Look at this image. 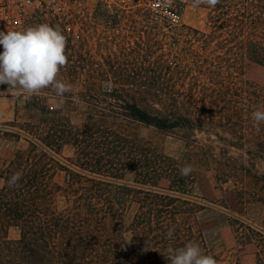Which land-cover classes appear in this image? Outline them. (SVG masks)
Here are the masks:
<instances>
[{
    "label": "trees",
    "instance_id": "16d2710c",
    "mask_svg": "<svg viewBox=\"0 0 264 264\" xmlns=\"http://www.w3.org/2000/svg\"><path fill=\"white\" fill-rule=\"evenodd\" d=\"M192 2L208 11L207 30L185 26L169 34L152 26L157 45L170 41V60L149 49L98 61L82 53V35L68 31L72 18L53 16L51 26L67 37L61 70L68 71L59 78L72 92L24 94V122L17 104L9 124L16 130L7 133L28 147L0 168V264H170L168 249L189 242L217 260L200 221L210 208L191 196L197 166L213 170L220 184L232 179L241 192L255 186L264 204V123L257 127L252 118L264 110V81L246 75L250 66L264 70V0ZM7 89L0 84V93ZM82 107L75 124L72 113ZM142 127L179 135L184 156L165 154ZM67 146L71 158L63 155ZM186 164L193 171L184 177ZM15 173L21 177L10 187ZM259 236L257 264H264Z\"/></svg>",
    "mask_w": 264,
    "mask_h": 264
},
{
    "label": "rangeland",
    "instance_id": "374dc122",
    "mask_svg": "<svg viewBox=\"0 0 264 264\" xmlns=\"http://www.w3.org/2000/svg\"><path fill=\"white\" fill-rule=\"evenodd\" d=\"M115 6L117 9L113 7L106 9L100 0H69V6L61 15L42 10H28L23 14L19 23L8 26L0 25V31L22 30L41 23L52 25L53 16L65 14L74 21V24L69 25L68 31L76 38L82 35L86 41L83 44L85 52L82 53L88 54L87 51L89 55L103 62L108 58L124 60L128 57L145 56L149 49L153 52L152 57L173 59L174 52L170 50V41L166 40L164 44L157 45L151 33L158 29H153L152 26H158L159 29L169 34L172 30H179L185 26L202 31L209 28L208 11L199 4L193 3L192 0L183 9V22L180 26H169L134 0H127ZM75 10L78 11L77 14L71 16L70 12ZM106 10L112 12L107 14ZM7 15L0 13V22L1 16ZM145 17L150 22L147 23ZM68 55L75 56L76 53L70 50ZM67 71L63 69L60 72ZM246 75L256 83L264 81L262 68L250 66ZM3 95L4 97H0V110H4L5 116L8 114L9 117L0 121L1 169L9 164L17 150L28 147L25 138L18 141L7 133L16 130L9 124L16 117L17 104L21 110L19 122H24L26 117L23 106L26 97L24 93L17 95L11 90L1 92L0 96ZM51 104L57 105V101L51 100ZM82 110L83 107L72 113V120L75 124L82 122ZM141 132L165 154L177 158L184 156L186 142L179 135L152 127H142ZM63 155L66 158L73 157L74 149L71 146L65 147ZM193 168L198 173V179L191 196L204 202L210 208L200 215V221L205 236L217 255V264H257V254L262 245L259 234L264 233V204L258 201L259 190L255 191L254 186L250 192H241L236 189L238 185L232 179L225 184H220L216 181L213 170L199 166ZM253 192L257 195L255 196ZM135 212L136 207L133 206L127 213L126 222H130ZM11 236L17 237L18 231L12 229ZM126 239L129 247H134V240L130 233L127 234Z\"/></svg>",
    "mask_w": 264,
    "mask_h": 264
},
{
    "label": "clouds",
    "instance_id": "9594fccd",
    "mask_svg": "<svg viewBox=\"0 0 264 264\" xmlns=\"http://www.w3.org/2000/svg\"><path fill=\"white\" fill-rule=\"evenodd\" d=\"M214 6L218 0H197V3ZM0 84H7V91L17 95L29 96L51 88L59 97L72 92L71 85L59 78L60 71L66 67L67 37L58 26L41 23L22 30L0 31ZM257 127L264 123V110L257 108L252 113ZM193 171L191 165L179 169L181 176H188ZM21 174L15 173L8 181L14 186ZM174 229H169L171 238ZM170 264H217L216 259L203 252L200 245L189 242L180 248L168 249Z\"/></svg>",
    "mask_w": 264,
    "mask_h": 264
},
{
    "label": "built area",
    "instance_id": "2783aa9c",
    "mask_svg": "<svg viewBox=\"0 0 264 264\" xmlns=\"http://www.w3.org/2000/svg\"><path fill=\"white\" fill-rule=\"evenodd\" d=\"M108 6H115L127 0H100ZM150 10L153 15L169 26H180L183 22V9L190 0H134ZM69 6V0H0V25L17 24L28 10H42L61 15ZM12 13V14H10Z\"/></svg>",
    "mask_w": 264,
    "mask_h": 264
},
{
    "label": "crops",
    "instance_id": "0c3cea01",
    "mask_svg": "<svg viewBox=\"0 0 264 264\" xmlns=\"http://www.w3.org/2000/svg\"><path fill=\"white\" fill-rule=\"evenodd\" d=\"M6 115L7 116H5L4 110H0V121H4L9 117L8 114ZM3 186H4V179L0 177V188H2Z\"/></svg>",
    "mask_w": 264,
    "mask_h": 264
}]
</instances>
